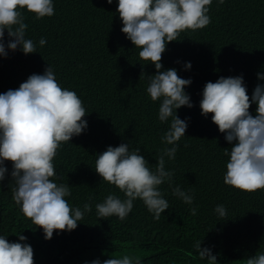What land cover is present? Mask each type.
Masks as SVG:
<instances>
[{
    "label": "trees",
    "instance_id": "1",
    "mask_svg": "<svg viewBox=\"0 0 264 264\" xmlns=\"http://www.w3.org/2000/svg\"><path fill=\"white\" fill-rule=\"evenodd\" d=\"M0 264H264V0H0Z\"/></svg>",
    "mask_w": 264,
    "mask_h": 264
}]
</instances>
